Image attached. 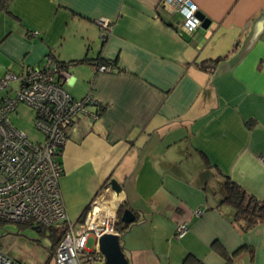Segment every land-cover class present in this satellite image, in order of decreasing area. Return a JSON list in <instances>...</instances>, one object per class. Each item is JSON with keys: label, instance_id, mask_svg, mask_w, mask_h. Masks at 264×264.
Here are the masks:
<instances>
[{"label": "crops", "instance_id": "crops-1", "mask_svg": "<svg viewBox=\"0 0 264 264\" xmlns=\"http://www.w3.org/2000/svg\"><path fill=\"white\" fill-rule=\"evenodd\" d=\"M3 1L9 72L88 59L58 79L102 109L75 120L59 157L68 220L93 203L132 210L120 233L128 264H264V224L242 231L222 203L225 178L264 201V0H192L210 25L191 34L160 0Z\"/></svg>", "mask_w": 264, "mask_h": 264}, {"label": "built area", "instance_id": "built-area-1", "mask_svg": "<svg viewBox=\"0 0 264 264\" xmlns=\"http://www.w3.org/2000/svg\"><path fill=\"white\" fill-rule=\"evenodd\" d=\"M159 6L179 14L182 32L191 34L200 27L197 6L192 0H160ZM96 24L109 30V21ZM28 36L37 37V32ZM105 34L101 35L104 38ZM98 71L113 70L110 64L96 65ZM65 70L54 62L27 67L20 74L5 72L0 77V223L20 226L59 228L62 235L49 255L50 264H103L98 240L103 234H117L119 204L97 207L93 203L82 223L67 218L59 182L63 174L60 152L67 142V131L78 117L97 119V102L90 96L71 98L58 79H66ZM19 104L33 112L35 130L43 141L32 142L15 128L9 115ZM202 211H195L201 215ZM188 225L179 223L175 238H182ZM89 238L92 248L88 249ZM0 264H26L0 252Z\"/></svg>", "mask_w": 264, "mask_h": 264}, {"label": "rangeland", "instance_id": "rangeland-1", "mask_svg": "<svg viewBox=\"0 0 264 264\" xmlns=\"http://www.w3.org/2000/svg\"><path fill=\"white\" fill-rule=\"evenodd\" d=\"M7 68L0 64V77L3 73L9 72ZM33 119V112L24 104H19L9 115V120L15 128L24 132L32 142H41L43 136L35 130ZM34 228V226L0 223V252L26 264L47 263L51 245L50 229ZM92 243V238H89L88 249L92 248Z\"/></svg>", "mask_w": 264, "mask_h": 264}, {"label": "trees", "instance_id": "trees-1", "mask_svg": "<svg viewBox=\"0 0 264 264\" xmlns=\"http://www.w3.org/2000/svg\"><path fill=\"white\" fill-rule=\"evenodd\" d=\"M6 9V4L3 0H0V10ZM222 59H216L214 61L215 64H218ZM88 63V59L84 58L78 61L71 62V63H56L61 70H65L69 64H84ZM213 63V64H214ZM100 64V63H98ZM105 63H101L104 65ZM102 109L96 107L95 114L98 117ZM62 151V150H61ZM61 154V152H60ZM61 163V162H60ZM224 182V189H223V198L222 203L229 205L233 209V222H235L242 231H248L259 224H264V201H260L259 199L255 198L253 195L248 194L244 189H242L236 183H233L228 178H225ZM88 208L83 211L81 216L79 217V223H82ZM122 208L118 210V221L116 223V231L118 233L123 232L129 226L125 227L120 222V215L122 213ZM39 229V227L35 228ZM64 227L59 228H50V238L53 240L54 245H52V249L55 244L60 239ZM182 264H202L201 261L197 260L192 256H187Z\"/></svg>", "mask_w": 264, "mask_h": 264}, {"label": "water", "instance_id": "water-1", "mask_svg": "<svg viewBox=\"0 0 264 264\" xmlns=\"http://www.w3.org/2000/svg\"><path fill=\"white\" fill-rule=\"evenodd\" d=\"M198 20L200 21V28L207 30L210 21L205 18L203 14L197 12L196 14ZM111 190L115 193H120L122 187L115 181L111 180L109 182ZM120 222L125 226L133 224L136 220L135 214L130 209H124L120 215ZM35 229V228H34ZM120 233L117 234H103L98 240L99 251L104 257L103 264H128L127 259L123 253L122 247L120 245Z\"/></svg>", "mask_w": 264, "mask_h": 264}]
</instances>
